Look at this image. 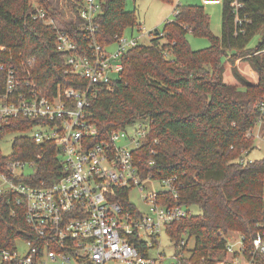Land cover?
<instances>
[{
	"label": "trees",
	"instance_id": "16d2710c",
	"mask_svg": "<svg viewBox=\"0 0 264 264\" xmlns=\"http://www.w3.org/2000/svg\"><path fill=\"white\" fill-rule=\"evenodd\" d=\"M36 2L0 0V65H12L39 95L54 96L57 85L82 89L84 81L71 73L65 54L55 48V29L32 18L36 6L49 7L43 0ZM99 2L93 24L94 38L102 47L112 45L125 29L140 27L135 12L125 9V0ZM221 5V34L216 36L203 5L177 4L173 19L161 31L150 32L148 45L138 44L122 57L123 69L112 90L95 88L86 117L97 130L92 143L108 139L111 131L124 129L136 119L147 120V141L134 151L147 161L139 166L142 177L175 176L178 198L168 196L166 202L200 210L168 229L176 240L184 233L194 237L191 264H214L220 259L222 233L237 231L250 247L257 228L264 224V156L241 162L254 145L247 133L257 123L255 106L264 97V0H222ZM72 8L73 19L63 26L84 52L85 23L76 4ZM189 33L207 38L209 46L191 49ZM259 34L260 40L249 46ZM223 56L241 87L224 82ZM243 57L256 73V83L237 70L235 61ZM4 85L5 73L0 70V93ZM36 123L22 116L10 118L0 128V139L29 132ZM10 159L34 160L33 172L20 179L25 182H50L61 175L60 150L49 141L36 143L29 136H15L9 155L0 150V172L6 171ZM129 191L118 190L113 199L131 208ZM11 200L9 194L0 196V243L8 249L15 247L17 239L34 238L24 208Z\"/></svg>",
	"mask_w": 264,
	"mask_h": 264
},
{
	"label": "built area",
	"instance_id": "2783aa9c",
	"mask_svg": "<svg viewBox=\"0 0 264 264\" xmlns=\"http://www.w3.org/2000/svg\"><path fill=\"white\" fill-rule=\"evenodd\" d=\"M201 3L217 5L222 0ZM75 4L85 23L84 52L47 7L36 6L31 16L55 29V48L65 54L71 73L84 81L82 89L57 85L54 96L39 95L34 84L18 75L12 65H0L5 73L0 128L10 118L36 120L26 136L36 143L52 142L60 150L62 164L58 178L35 184L20 180L33 172L34 160L10 159L6 171L0 172V196L11 195V202L24 208L25 222L34 235L32 240L17 239L13 249L0 243V264H191L194 237L184 233L176 240L168 233L176 222L192 215L189 208L166 202L168 196L178 198L177 178L142 177L139 166L147 161L134 153L147 141V120L138 119L132 130H113L108 139L91 142L97 130L86 120L89 100L96 87L112 90L123 69L122 57L139 44V38L121 35L112 50L102 47L94 38L93 24L100 12L99 0H77ZM255 107L259 112L257 137L264 141V97ZM247 136L254 139L253 129ZM151 181H158L160 189L153 188ZM121 189H130L129 193L135 189L140 206L130 201L132 207L127 208L114 200ZM220 236L223 256L214 264H264V224L257 228L250 247L237 231Z\"/></svg>",
	"mask_w": 264,
	"mask_h": 264
},
{
	"label": "rangeland",
	"instance_id": "374dc122",
	"mask_svg": "<svg viewBox=\"0 0 264 264\" xmlns=\"http://www.w3.org/2000/svg\"><path fill=\"white\" fill-rule=\"evenodd\" d=\"M77 0H43V3L48 4L47 7L55 17L58 25L63 26L64 22L73 19L72 6ZM30 3L36 5V0H29ZM177 4L180 5H203L201 0H173L172 2L164 0H125V9L128 11H134L138 22L141 24L140 28H130L125 29L123 35L125 37H130L131 34L134 37H138V43L148 45L150 42L151 31L157 29L162 30V27L166 21H170L174 16V8ZM205 12L210 17V29L212 33L216 36L221 34V11L222 5H203ZM260 34L256 35L250 42L249 46H254L260 40ZM187 40L191 49L199 50L209 46V40L205 37H196L189 33ZM114 48V44L110 45L109 50ZM224 72L223 80L225 83L231 81H236L228 67V61L225 56L221 59ZM245 61V59H242ZM247 67L246 62L240 65V69L237 70L245 78L251 79L248 75H245L243 71L244 67ZM138 122V119L133 123L129 124L126 129L127 131L132 130ZM263 131V130H262ZM259 133V125H255L253 128L254 135V145L247 153L243 154V159L248 161L259 160L264 156V141L262 138L257 137ZM26 135V133H14L5 135L0 139V150L4 156L11 153V145L15 136ZM151 186L155 189H160L158 181H151ZM129 199L132 203L140 206L138 192L134 189L129 193ZM190 210L193 214H198L200 212L199 208L196 206H191ZM229 235L224 236L227 239ZM166 243V241H164Z\"/></svg>",
	"mask_w": 264,
	"mask_h": 264
},
{
	"label": "crops",
	"instance_id": "0c3cea01",
	"mask_svg": "<svg viewBox=\"0 0 264 264\" xmlns=\"http://www.w3.org/2000/svg\"><path fill=\"white\" fill-rule=\"evenodd\" d=\"M140 26H141V24H140ZM246 57H247V56H246ZM246 57H243V58H239V59H237V60L235 61V66H236L238 69H240V65H241L243 62H246L247 67H246V66H243L244 69H243V71H241V72H244L245 75H248V76L251 78V79H248V78H247V80H249V81H251V82H253V83H256L257 80H258V77H257L256 73L252 70L251 66L249 65L248 61L246 60ZM242 59H245V61H242ZM227 61H228V60H227ZM228 67H229V69H230V71H231V64H230V62H228ZM234 79H235V78H234ZM235 80H236V79H235ZM227 84L237 85V86L241 87V85H240L237 81H231V82H229V83H227Z\"/></svg>",
	"mask_w": 264,
	"mask_h": 264
}]
</instances>
